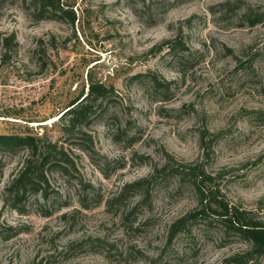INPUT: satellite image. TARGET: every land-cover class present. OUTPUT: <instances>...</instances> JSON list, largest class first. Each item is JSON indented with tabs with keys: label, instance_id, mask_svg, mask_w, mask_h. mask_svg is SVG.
<instances>
[{
	"label": "rangeland",
	"instance_id": "rangeland-1",
	"mask_svg": "<svg viewBox=\"0 0 264 264\" xmlns=\"http://www.w3.org/2000/svg\"><path fill=\"white\" fill-rule=\"evenodd\" d=\"M20 1L0 0V132L29 129L64 143L102 202L66 223L61 214L80 207L78 186L53 172L51 182L70 199V207L51 216L20 214L4 204L1 191L25 152L0 153L1 221L28 227L7 239L0 236V264H147L138 249L159 255L168 225L197 205L195 193L174 184L155 189L152 210H144L139 220L154 218L141 232H127L105 202L125 183L148 175L154 163H162L164 149L180 161L203 162L211 174L225 171L221 183L229 200L264 211V22L239 24L241 10L234 16L221 13L226 0H71L75 24L35 21ZM235 2L264 7V0ZM13 31L17 52L3 60L2 37ZM181 31L189 51L173 56L167 47L158 50ZM41 38L55 41L44 69L31 54ZM152 73L169 82V90L152 82ZM90 74L112 85L115 95L108 99V113L85 128L93 146L83 149L89 141L65 135L57 119L75 95L87 91ZM130 120L131 130L124 131ZM205 127L226 133L209 159L199 138ZM88 236L115 242L127 254L112 262L86 249L62 254ZM199 246L188 251L178 241L176 253L164 261L225 264L228 256L248 247L238 238L226 243L202 238Z\"/></svg>",
	"mask_w": 264,
	"mask_h": 264
},
{
	"label": "trees",
	"instance_id": "trees-1",
	"mask_svg": "<svg viewBox=\"0 0 264 264\" xmlns=\"http://www.w3.org/2000/svg\"><path fill=\"white\" fill-rule=\"evenodd\" d=\"M221 5V13L226 16L230 14L234 16L238 10H241L239 13L241 25L255 26L264 22L263 6L241 7L235 0H226ZM20 6L35 21L54 19L75 24L77 20L74 3L71 0H21ZM18 46L15 31L3 36L2 59L11 58L16 54ZM54 46L53 40L46 42L42 38L39 39L38 44L32 49V60H35L42 69L46 68L51 57L48 49ZM164 47H167L173 56L190 50L185 43L182 31L176 37L163 41L157 48L159 50ZM257 54L254 53L252 58H255ZM151 80L168 90L170 88V83L163 78H158L156 73H152ZM114 93L115 88L112 85H107L90 74L87 91L84 88L75 95L57 119L64 134L85 139L90 145L88 147L81 145V148H92V135L85 128L91 119L108 113V99L115 95ZM248 112L250 110L246 111ZM114 113L118 115L117 112L114 111ZM131 123V120L128 121L123 130L129 132ZM25 130L0 132V153L20 150L25 152L20 167L1 191L4 204L16 209L20 214L36 211L43 216H51L57 211L70 207V199L64 197L61 190L51 182V174L57 172L67 182H74L78 186L80 207H74L73 212H63L61 214L63 221L69 223L75 220L82 209L99 206L102 196L92 183L84 178L73 151L64 143L44 134ZM225 134L224 130L212 132L207 127L200 133V145L208 159L214 144ZM163 158L162 163L152 165L148 175L125 183L116 195L105 202L109 212L114 211L120 216L121 223L127 232H141L151 224L154 218L149 215L139 220V215L144 210L148 212L152 210L155 189L174 184L176 189L188 186L195 193L197 205L176 217L168 225L166 243L161 253L151 257L138 249L139 258L146 260L147 264H166L167 261L164 259L176 253L177 250L173 246L178 241H181L185 250L192 251L200 249L202 238L207 240L215 238L222 243L238 238L248 247L228 256L224 261L225 264H264L262 262L264 260V211L247 208L241 202L229 200L227 191L221 183L222 178L227 174L225 171L211 174L205 170L203 162L180 161L165 149ZM1 173L2 170H0ZM131 197H136V200L127 202ZM197 228L198 231H196ZM27 230V226L2 223L0 216V236L3 238L7 239ZM84 249L88 252L103 254L111 262L127 254L124 250L118 249L117 243L94 236L72 242L68 250L62 254L65 253L69 257L70 254ZM131 252L130 250L129 254Z\"/></svg>",
	"mask_w": 264,
	"mask_h": 264
}]
</instances>
